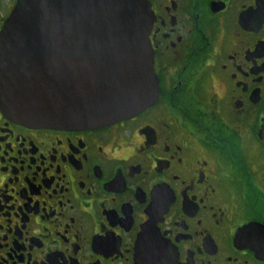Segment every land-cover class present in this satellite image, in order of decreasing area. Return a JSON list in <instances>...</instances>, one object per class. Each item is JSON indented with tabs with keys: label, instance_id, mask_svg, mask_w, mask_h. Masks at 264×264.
I'll return each mask as SVG.
<instances>
[{
	"label": "flooded vegetation",
	"instance_id": "1",
	"mask_svg": "<svg viewBox=\"0 0 264 264\" xmlns=\"http://www.w3.org/2000/svg\"><path fill=\"white\" fill-rule=\"evenodd\" d=\"M146 1L154 104L81 130L0 112V264H264V0Z\"/></svg>",
	"mask_w": 264,
	"mask_h": 264
},
{
	"label": "water",
	"instance_id": "2",
	"mask_svg": "<svg viewBox=\"0 0 264 264\" xmlns=\"http://www.w3.org/2000/svg\"><path fill=\"white\" fill-rule=\"evenodd\" d=\"M0 34V112L45 129H92L154 104L146 0H21Z\"/></svg>",
	"mask_w": 264,
	"mask_h": 264
}]
</instances>
